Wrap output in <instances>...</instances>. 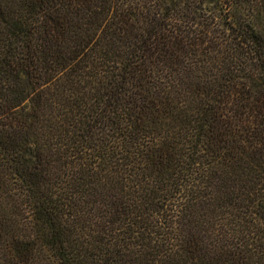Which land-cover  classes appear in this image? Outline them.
Listing matches in <instances>:
<instances>
[{"label":"trees","instance_id":"16d2710c","mask_svg":"<svg viewBox=\"0 0 264 264\" xmlns=\"http://www.w3.org/2000/svg\"><path fill=\"white\" fill-rule=\"evenodd\" d=\"M0 264H264V0H0Z\"/></svg>","mask_w":264,"mask_h":264}]
</instances>
